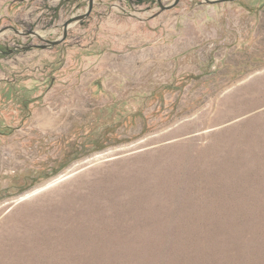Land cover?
Returning a JSON list of instances; mask_svg holds the SVG:
<instances>
[{
	"label": "rangeland",
	"instance_id": "rangeland-1",
	"mask_svg": "<svg viewBox=\"0 0 264 264\" xmlns=\"http://www.w3.org/2000/svg\"><path fill=\"white\" fill-rule=\"evenodd\" d=\"M89 8L0 0V264H264V0Z\"/></svg>",
	"mask_w": 264,
	"mask_h": 264
},
{
	"label": "water",
	"instance_id": "water-1",
	"mask_svg": "<svg viewBox=\"0 0 264 264\" xmlns=\"http://www.w3.org/2000/svg\"><path fill=\"white\" fill-rule=\"evenodd\" d=\"M160 7L163 9V10H170L172 8H174L175 6H177L181 0H174V2H172L171 4H168V5H165L163 3V0H157ZM204 2H207V3H211V4H215V3H220V2H230V1H234V0H203ZM93 4H94V0H90V8L89 10L84 13V14H79V15H76V16H73L72 18L68 19L65 23H64V33L63 35L57 39V40H49V39H45L43 38L38 32L36 31H28L26 32V34H32V35H36L38 36L39 38L43 39L44 41L47 42V47L48 46H56L60 43H62L66 38H67V35H68V30L70 28V26L74 25L75 23H78L84 19H86L88 17V15L90 14L91 10H92V7H93ZM9 29H12L14 30L16 33H19V34H23L24 32L16 29V28H13L11 26H7V27H4L0 30V35L9 30Z\"/></svg>",
	"mask_w": 264,
	"mask_h": 264
}]
</instances>
